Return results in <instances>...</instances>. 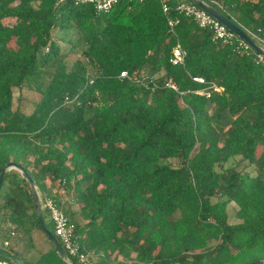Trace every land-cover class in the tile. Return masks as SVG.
<instances>
[{"label": "trees", "instance_id": "obj_1", "mask_svg": "<svg viewBox=\"0 0 264 264\" xmlns=\"http://www.w3.org/2000/svg\"><path fill=\"white\" fill-rule=\"evenodd\" d=\"M205 1L264 39V0ZM169 16L179 19L175 33L160 0H120L105 13L75 0H0V174L22 164L41 199L59 202L48 183L74 189L81 218L64 211L93 264L264 261V67L240 40L215 41L175 2ZM72 28L84 48L69 69L54 33ZM177 43L188 52L184 67L170 62ZM123 70L160 75L162 87L119 78ZM190 75L223 90L196 94L203 85ZM25 90L39 96L31 112L21 109ZM237 156L256 172L224 171ZM1 212L0 240L9 220L15 234L42 230L50 242L17 170L0 187ZM36 260L65 264L53 245Z\"/></svg>", "mask_w": 264, "mask_h": 264}, {"label": "built area", "instance_id": "obj_2", "mask_svg": "<svg viewBox=\"0 0 264 264\" xmlns=\"http://www.w3.org/2000/svg\"><path fill=\"white\" fill-rule=\"evenodd\" d=\"M77 3L91 4L94 5L96 10L100 13H105L110 11L120 0H75ZM143 1V0H139ZM171 2L176 3V10L185 16H188L196 22V24L201 28H209L213 32V38L217 42L222 44H233L236 39L240 40L239 45L244 47L246 50L248 48L252 49L256 54L257 61L264 67V54L255 51L246 41L240 39L234 32H232L226 25H224L220 20L216 19L206 10L199 7L192 0H160L162 10L164 14L167 15L168 24L171 31L174 32L175 26L178 24L179 19L169 16L171 9ZM175 33V32H174ZM256 38V39H255ZM254 40L264 51V39L258 37L254 34ZM187 50L183 48L180 43H177L171 53L170 62L173 65L185 66L187 58ZM191 76V75H190ZM160 75H150L146 72L131 74L127 70L121 71L119 78L127 79L130 82L136 83L142 86H150L153 90L162 87L157 80ZM192 80L200 85L202 88L195 90L194 92L199 95L212 97L215 93L221 92L223 87H221L216 80L208 81L203 76L195 75L191 76ZM93 81V80H91ZM166 87L172 88L178 91L177 86L169 81L166 82ZM68 97L66 102H72ZM42 210L44 209L52 220L54 226V234L60 241L62 247L66 252L67 260L70 264H75L71 262L70 259H75L76 264H93L94 255L89 251L83 244L84 236L76 232L75 224L72 222L71 218L64 211L62 204L56 202L53 198L45 196L40 198ZM15 235V232H12ZM4 246H9V242L5 241ZM4 248V247H3ZM0 264H17L11 259L4 257L0 254Z\"/></svg>", "mask_w": 264, "mask_h": 264}, {"label": "rangeland", "instance_id": "obj_3", "mask_svg": "<svg viewBox=\"0 0 264 264\" xmlns=\"http://www.w3.org/2000/svg\"><path fill=\"white\" fill-rule=\"evenodd\" d=\"M55 39L60 43L62 47V51L67 54V66L70 69L73 65V63L82 57V50L84 48V45L81 41H79L80 38V32L77 28H72L68 31H60L56 30L54 33ZM14 45V44H13ZM24 95V101L21 103V109L25 112H31L34 107V102H37L39 99V96L34 91L25 90L22 91ZM19 96V91L16 90L15 92V99L17 104V98ZM241 157L237 156L234 158H231L224 167V171L229 170L230 168H235L236 170L244 171V172H251L255 173L256 170L254 169V165H249L247 161L240 162ZM164 162L169 163L174 166L180 165V160L178 158H170L167 160H164ZM11 170H17V169H11ZM10 170V171H11ZM18 171V170H17ZM48 186L51 188L52 186V192L58 194L59 203L63 205L64 210H69L70 212H67L69 216L75 215V219L80 220V209L81 204L78 201V194L74 189H67L63 186V184H60L59 181H56L54 185H50L48 183ZM44 196V194H42ZM41 198V196H40ZM237 205L234 202H231L228 205V213L230 215V222H238V220L235 217V214L237 212ZM45 222L48 224L51 229H54L53 223L51 218L49 217L48 213L44 210L43 212ZM41 231V232H40ZM35 230L32 234H16L15 236L10 234L8 237L10 239L17 242V245H19V249L23 252L29 254L28 256H34V258H38L40 256L41 252L47 251L50 248L52 249V245L49 241L45 238V234L42 230ZM17 237V240H16ZM2 243V242H1ZM15 243V242H14ZM30 251V252H28ZM93 255H95L93 253ZM96 259V255L94 256ZM34 264H37V260L33 259L32 261ZM40 264V263H38Z\"/></svg>", "mask_w": 264, "mask_h": 264}, {"label": "water", "instance_id": "obj_4", "mask_svg": "<svg viewBox=\"0 0 264 264\" xmlns=\"http://www.w3.org/2000/svg\"><path fill=\"white\" fill-rule=\"evenodd\" d=\"M195 2L199 7L202 9L206 10L208 13H210L212 16H214L216 19L220 20L224 25H226L232 32H234L240 39L244 40L249 44L255 51L264 54V51L262 48L256 43V41L253 39V37L239 24H237L235 21L230 19L226 14L218 10L217 8L213 7L210 5L207 1L205 0H192ZM11 169H17L19 172L23 174V176L26 178V180L29 182L32 190H33V195H34V203L36 207V212L37 216L39 218L40 224L44 232L47 234V236L50 239V242L52 243L56 253L60 256L61 260L65 264H70L69 261L67 260L66 257V252L64 248L62 247L60 241L48 227L45 222L44 216H43V210L41 207V201H40V196L39 192L37 190V186L35 183L34 178L32 175L29 173V171L22 165L17 162H9L7 166L3 169V171L0 174V187L7 175V173ZM0 254L3 255L4 257H7L14 261L17 264H30L28 261L25 259L21 258L20 256L12 253L11 251L3 248L0 246ZM249 264H264L263 260L259 261H254Z\"/></svg>", "mask_w": 264, "mask_h": 264}, {"label": "crops", "instance_id": "obj_5", "mask_svg": "<svg viewBox=\"0 0 264 264\" xmlns=\"http://www.w3.org/2000/svg\"><path fill=\"white\" fill-rule=\"evenodd\" d=\"M39 196H40V194H39ZM6 214H7V212H5V216H6ZM230 216V215H229ZM0 218L2 219V218H4V212H1L0 213ZM235 223V222H234ZM2 227L4 228V234L6 235V237H5V239H3V240H0V246L1 247H3V245H4V242L5 241H8L9 242V246L8 247H12L15 251H17L19 254H21L22 256H24V257H26V258H28V259H30V260H33V259H37V258H34V256L32 257H30V256H28V255H30V251H28V252H30L29 254H27L26 255V253H23L20 249H19V245H17V242L16 241H14L13 242V240L12 239H10L8 236L10 235V234H12V232H13V226H12V224L10 223V221L9 220H5V221H2ZM16 235V234H15ZM14 235V236H15ZM2 242V243H1Z\"/></svg>", "mask_w": 264, "mask_h": 264}]
</instances>
